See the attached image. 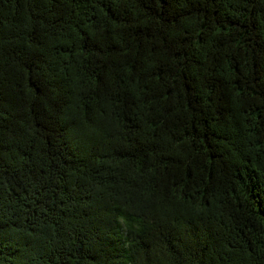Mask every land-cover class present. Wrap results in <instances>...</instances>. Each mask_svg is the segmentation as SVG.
I'll use <instances>...</instances> for the list:
<instances>
[{
	"label": "trees",
	"instance_id": "obj_1",
	"mask_svg": "<svg viewBox=\"0 0 264 264\" xmlns=\"http://www.w3.org/2000/svg\"><path fill=\"white\" fill-rule=\"evenodd\" d=\"M0 264H264V0H0Z\"/></svg>",
	"mask_w": 264,
	"mask_h": 264
}]
</instances>
